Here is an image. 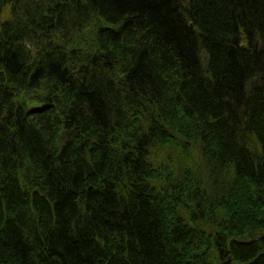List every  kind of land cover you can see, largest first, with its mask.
<instances>
[{
  "label": "trees",
  "instance_id": "obj_1",
  "mask_svg": "<svg viewBox=\"0 0 264 264\" xmlns=\"http://www.w3.org/2000/svg\"><path fill=\"white\" fill-rule=\"evenodd\" d=\"M0 264H264V0H0Z\"/></svg>",
  "mask_w": 264,
  "mask_h": 264
}]
</instances>
